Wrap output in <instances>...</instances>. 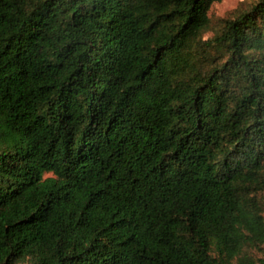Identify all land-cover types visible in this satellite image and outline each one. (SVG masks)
<instances>
[{"label":"trees","instance_id":"trees-1","mask_svg":"<svg viewBox=\"0 0 264 264\" xmlns=\"http://www.w3.org/2000/svg\"><path fill=\"white\" fill-rule=\"evenodd\" d=\"M217 1L0 0V264H264V0Z\"/></svg>","mask_w":264,"mask_h":264},{"label":"rangeland","instance_id":"rangeland-1","mask_svg":"<svg viewBox=\"0 0 264 264\" xmlns=\"http://www.w3.org/2000/svg\"><path fill=\"white\" fill-rule=\"evenodd\" d=\"M252 1L253 0H219L214 2L207 11L209 23L203 31V37L211 38L215 35L216 31L219 30L224 19ZM256 200L260 203L262 215L264 216V191L257 194ZM238 256L251 259L264 258V243L250 242L247 245H243ZM233 260L234 262L237 261L235 258Z\"/></svg>","mask_w":264,"mask_h":264}]
</instances>
